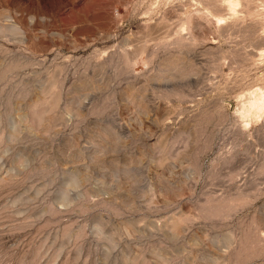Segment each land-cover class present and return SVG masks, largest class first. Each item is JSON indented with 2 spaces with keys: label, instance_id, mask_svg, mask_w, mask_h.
Returning <instances> with one entry per match:
<instances>
[{
  "label": "rangeland",
  "instance_id": "obj_1",
  "mask_svg": "<svg viewBox=\"0 0 264 264\" xmlns=\"http://www.w3.org/2000/svg\"><path fill=\"white\" fill-rule=\"evenodd\" d=\"M0 264H264V0H0Z\"/></svg>",
  "mask_w": 264,
  "mask_h": 264
}]
</instances>
